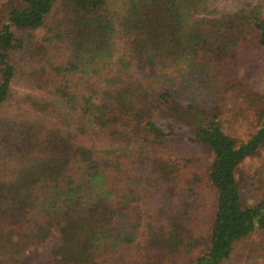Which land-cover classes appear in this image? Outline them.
Returning a JSON list of instances; mask_svg holds the SVG:
<instances>
[{"label": "trees", "instance_id": "trees-1", "mask_svg": "<svg viewBox=\"0 0 264 264\" xmlns=\"http://www.w3.org/2000/svg\"><path fill=\"white\" fill-rule=\"evenodd\" d=\"M250 63L264 68V0H0V262L241 260L264 230L262 170L242 168L264 151Z\"/></svg>", "mask_w": 264, "mask_h": 264}, {"label": "rangeland", "instance_id": "rangeland-1", "mask_svg": "<svg viewBox=\"0 0 264 264\" xmlns=\"http://www.w3.org/2000/svg\"><path fill=\"white\" fill-rule=\"evenodd\" d=\"M258 0H206L207 5L211 8L216 10L217 12L226 11V12H233L237 9L244 7L247 3H255ZM244 74H246V77L249 81V86L252 88V91H262L264 90V68L259 67L255 63H250V65L245 69ZM251 103V102H250ZM249 101L244 102L242 105H240L241 115L238 116L239 120L235 122L234 129H235V136H238L242 139L247 138L255 129L258 127V120L256 116V109L253 103L250 104ZM6 114L2 113L0 111V117L5 116ZM10 115V114H8ZM11 115L14 116H20L24 117L31 116V113H23L19 111L18 114L16 112L11 113ZM230 118V117H229ZM206 159L202 162L201 167H199L204 172V167L206 166ZM242 168L244 169V172H246V178L247 181H250V177L252 173H255L254 171L262 170V176H264V151L262 152L261 157H255L252 159H249L245 161L242 164ZM197 170V169H196ZM200 170V172H201ZM202 176L204 174L201 172ZM257 175V174H256ZM200 187H198V190L200 189V192L198 193L199 199L202 200L203 203H201L200 208H198V212L196 210L193 211L192 216L190 217V222L194 221L196 223V226L199 228L197 230L198 233H203V229H207L208 225L205 223L207 222V216H208V205L204 204L206 199L208 198V184L203 183L205 180H201ZM254 181V180H252ZM251 181V182H252ZM251 186H249L250 191ZM245 194L247 193L246 189L243 191ZM253 193H250L248 195V199L246 200H252L253 198L257 197V195H254V190L250 191ZM196 212V213H195ZM205 224V225H204ZM264 230L258 231L254 233L249 240H246L245 242V250L244 255L242 259H238L237 257H233L232 259L227 261V264H264ZM31 253V252H30ZM261 254L259 256L258 254ZM12 254L0 255V258H10ZM34 256V255H32ZM32 256H29V248L25 251L23 258L25 259L26 263H29V258ZM6 260V259H5ZM7 261H2L0 264H12L7 263Z\"/></svg>", "mask_w": 264, "mask_h": 264}]
</instances>
